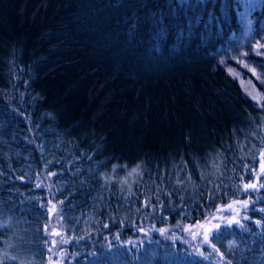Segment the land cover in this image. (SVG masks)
Instances as JSON below:
<instances>
[{
  "label": "trees",
  "instance_id": "obj_1",
  "mask_svg": "<svg viewBox=\"0 0 264 264\" xmlns=\"http://www.w3.org/2000/svg\"><path fill=\"white\" fill-rule=\"evenodd\" d=\"M245 1L0 0V253L21 254L4 264L45 262L34 182L49 173L61 264H211L157 234L142 248L126 240L253 199L264 104L223 65ZM219 231L208 245L219 252L203 254L264 264V215Z\"/></svg>",
  "mask_w": 264,
  "mask_h": 264
},
{
  "label": "rangeland",
  "instance_id": "obj_2",
  "mask_svg": "<svg viewBox=\"0 0 264 264\" xmlns=\"http://www.w3.org/2000/svg\"><path fill=\"white\" fill-rule=\"evenodd\" d=\"M255 6L256 3L254 0H248L242 3V8L239 12L241 31L240 34L233 39L230 45L231 48L228 49L226 56L223 58L224 64H222L225 66L227 73L238 82L242 91L250 99L257 103L264 104V47H257V45H264V27L257 30L253 27L252 13ZM262 162H264V158L260 157V165L255 172L254 181L257 188L248 189L249 192L255 191L250 194L253 196V199L247 198L244 201L233 200L224 206L218 207L215 213L209 217L206 222L190 227L184 226L181 227L180 230L178 228L171 229L165 235H161L154 226L145 228L137 227L133 231L132 238L126 241H130L128 244L134 247L142 248L144 244L149 245L151 242L150 240H153V236L157 234L159 236L158 241L162 243L168 242L172 245L177 243L184 247L188 253L201 256L211 264H224L220 258L214 255L215 253L199 254L203 253L206 249L211 250V247L208 246L209 243H204V235L207 233L210 240L211 235L216 231L214 228L216 224H220L222 228L227 220H233V218L244 226V222L249 220V213L251 211H257L264 215V212L260 211V209L264 208L258 207L257 201L255 200V198L257 199L260 197L259 191L262 190V187H260L262 184L260 178L263 176L260 174ZM52 178L53 174H41L34 182L35 188H40L45 191L44 194L47 203L48 218L43 229L47 240V246L45 247L47 253L43 264H61L62 260V255L57 250L58 244L61 241V238L57 240V237L62 235V233L58 228V222L54 218L61 208V203L55 201L53 198L51 186ZM37 185H39V187ZM245 201H248L247 207L244 206ZM54 205L55 208L53 209ZM232 226L241 228L235 221L229 227ZM140 229H143V231ZM154 242L156 243L157 241ZM49 249H51V251H49ZM5 253L7 254V251H5ZM216 254L218 255V253ZM20 255L16 256L17 259L12 260L10 259V257H12L11 255L8 254L9 259H6L5 255L0 253V259L14 262L20 258Z\"/></svg>",
  "mask_w": 264,
  "mask_h": 264
},
{
  "label": "snow or ice",
  "instance_id": "obj_3",
  "mask_svg": "<svg viewBox=\"0 0 264 264\" xmlns=\"http://www.w3.org/2000/svg\"><path fill=\"white\" fill-rule=\"evenodd\" d=\"M257 47H258V48H260V47H264V45H257ZM257 54H259V53H257ZM260 157L264 158V151L260 152ZM137 167H139V166H137ZM132 171H133V172H136L137 169H133ZM130 174H131V173H130ZM260 174L264 175V162L261 163ZM53 175H54V173H53ZM106 183H107V181H106ZM37 186L39 187V185H37ZM260 187H264V184H261ZM256 188H257V185H256L255 183H253V184H245V185H244V189H245V191H247L248 189H256ZM247 205H248V201H245V202H244V206L247 207ZM229 207H230V206H229ZM54 208H55V205L53 206V209H54ZM260 211H261V212H264V209H260ZM245 218H247V217H245ZM234 221H235V223H236L237 225H239L241 228L244 227L242 224H240V222H239L238 220H235V218H233V220H227V221L225 222V224H224V228L227 229L229 226H231V224H232ZM255 223L259 225V224H260V220H256ZM0 227H3V225H0ZM105 227H107V225H105ZM214 228L216 229V231L214 232L213 235H214V237L216 238L217 242H221V241H220V236L222 235V233L219 231V230L221 229V225H220V224H216V225L214 226ZM140 230L143 231V229H140ZM157 231H159V233H160L161 235H165V234L168 232V229L161 228V229H158ZM193 235H195V234H193ZM117 239H118V236H117ZM129 243H130V242H129ZM204 243H210V241H209V236H208L207 233L204 235ZM212 247H213L214 251L219 252V249L215 247V244H213ZM49 251H51V249H49ZM199 254H200V255H203V253H199ZM205 258H207V257H205ZM10 259L15 260V259H17V257L12 256V257H10ZM0 264H4V261H3L2 259H0Z\"/></svg>",
  "mask_w": 264,
  "mask_h": 264
}]
</instances>
